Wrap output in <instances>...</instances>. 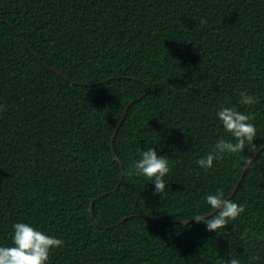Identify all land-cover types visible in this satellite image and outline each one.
<instances>
[{
    "label": "trees",
    "instance_id": "trees-1",
    "mask_svg": "<svg viewBox=\"0 0 264 264\" xmlns=\"http://www.w3.org/2000/svg\"><path fill=\"white\" fill-rule=\"evenodd\" d=\"M0 104V244L19 221L63 238L50 264H264V149L231 198L238 157L195 163L227 135L219 107L264 144V0H0ZM146 146L170 158L164 195L130 174ZM217 188L245 212L184 224Z\"/></svg>",
    "mask_w": 264,
    "mask_h": 264
},
{
    "label": "clouds",
    "instance_id": "clouds-1",
    "mask_svg": "<svg viewBox=\"0 0 264 264\" xmlns=\"http://www.w3.org/2000/svg\"><path fill=\"white\" fill-rule=\"evenodd\" d=\"M200 23L204 24L206 21L201 20ZM257 103H259L257 96L246 91L239 92L240 105L251 107ZM4 107L0 104V111H3ZM215 119L227 135L218 138L210 151L195 161L202 171L212 170L214 162L218 164L229 156L238 157L242 166H247L252 161V155H245V149H249L252 154L264 149V144H254V140L259 136V130L251 112L224 106L217 109ZM170 171V158L158 155L155 147L146 146L141 149L138 158L132 164L130 174L147 178V181L155 186L154 194L164 195L168 185L165 177ZM205 204L208 214L196 212L193 218L197 223H203L210 232L224 230L230 221L236 220L245 212L243 204L225 198L222 188L207 194ZM12 229L11 246L0 244V264H50L51 251L62 248L65 243L63 238L51 235L31 223L18 221L13 223ZM257 239L264 240V235ZM221 264H243V261L232 256L222 260Z\"/></svg>",
    "mask_w": 264,
    "mask_h": 264
},
{
    "label": "water",
    "instance_id": "water-1",
    "mask_svg": "<svg viewBox=\"0 0 264 264\" xmlns=\"http://www.w3.org/2000/svg\"><path fill=\"white\" fill-rule=\"evenodd\" d=\"M126 112H127V110H126ZM117 131H118V128L116 129V131H115V133H114V135H113V138H115V136H116V134H117ZM261 150H262V149H260L259 151H257V152L253 155V157H252V161H251V162L245 167V170L243 171V173H242V175H241V178H240L238 184L236 185V187H235L234 190L232 191V193H231V195H230L229 198L233 197V195L235 194V192L237 191V189H238V187H239V184L241 183V181H242V179H243V177H244L245 172H246L247 169L251 166V164L253 163V161H254L255 158L258 156V154L260 153ZM117 159H118V158H117ZM193 221H195V220H194V219H191V220H188V221H184V224H188V223L193 222Z\"/></svg>",
    "mask_w": 264,
    "mask_h": 264
}]
</instances>
